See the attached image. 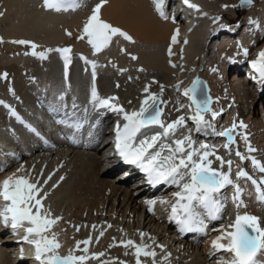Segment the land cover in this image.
<instances>
[{
    "label": "bare ground",
    "instance_id": "1",
    "mask_svg": "<svg viewBox=\"0 0 264 264\" xmlns=\"http://www.w3.org/2000/svg\"><path fill=\"white\" fill-rule=\"evenodd\" d=\"M253 1L255 5L248 10L247 20L237 23L236 28L226 27L225 22H231V19H221L223 16L220 15L223 10L237 13L232 0H189L198 5L199 10L189 7L184 0H164L168 19L160 17L153 0H107L100 10L101 19L127 32L132 41L113 37L106 48L94 54L87 36L79 37L83 35L84 23L101 0H78L80 6L75 10L59 12L46 9L44 0H0V12L3 13L0 16V101L4 102L0 104V157L3 160L0 182L13 173L39 182L43 192L47 193L43 201L45 208L50 209L52 218H59L48 235L55 233L61 245L57 249L60 256H67L72 251L77 256L88 255L90 258L85 264H120L121 261L136 264L134 249H125L120 241L132 239L140 243L143 232L147 234L145 243L154 238V250L161 251L162 245L165 254L170 253L164 263L156 256L158 264H216L221 258L231 257L222 251L210 255L212 241L222 232L232 231L228 225L234 223L238 211L241 215L248 213L258 217L260 227L264 228V202L256 199L251 181L239 180L244 189L245 207L237 210L232 201L233 188L229 186L221 192L224 208L219 214L220 220L206 226L207 218L202 217L204 231H173L175 225L166 218L171 206L160 201H175L173 193L179 191L175 185H155L146 195V186L135 187L134 179L116 183L111 180L114 175L100 171L105 164L100 152L118 156L115 128L118 123L122 126L124 121L116 113L106 108H94L90 103L92 73L95 71V87L102 98L115 96L118 98L115 102L126 111L138 110L148 95L144 92L147 86L150 93L160 95L165 102L160 105L163 108L161 119L170 123L180 115H192L187 107L190 101L183 91L199 78L212 98L211 108L220 114L211 121L213 128L200 133H196L194 124L188 121L196 146L200 143L215 145L216 155L232 159L234 180L237 166L259 180L264 173L254 169L250 160L240 161L235 155L238 150L264 164V107L261 106L264 104V85L250 64L264 49V0ZM224 5L229 7L224 8ZM250 19L258 21V26L250 23ZM216 22L219 33L210 30ZM177 29V43L173 44L172 36ZM18 40L30 43H14ZM248 40H251L247 44H250L247 47L249 55L245 57L240 48ZM62 48L71 49L67 78L64 60L55 51ZM169 48L172 55H169ZM33 50L44 52L46 58L31 55ZM133 56L136 59H132ZM86 60L94 62L95 69ZM213 68L218 71H211ZM4 73H7L6 78ZM161 85L164 88L162 95ZM65 93L100 113L103 124L111 121V130L105 133V139L113 138L111 142L105 141L88 151L80 146L72 147L58 135L52 144H43L39 136L33 134V128L26 122L27 113H38L48 94L59 101ZM181 105L185 107L181 108ZM39 117L45 122L43 115ZM205 118L211 120L210 114ZM234 120L237 123L242 120L248 127L234 133L236 143L231 146L229 155L223 148L226 138L216 136L214 132L231 127ZM101 128L102 123L95 131ZM145 131L152 135L160 129L152 127ZM202 132L208 137H202ZM183 134L186 130H181L176 138ZM244 135L248 137L247 142ZM7 138L14 139L16 145ZM247 145L256 151L249 153ZM209 159L213 160L212 167L219 168L214 156ZM117 162H123L119 156ZM20 168L24 171L17 172ZM139 188L146 191L138 192ZM149 200L156 201L152 211H149ZM4 203L0 199V208ZM198 211L205 212L201 208ZM10 227L0 224V264H38L34 254L31 259L24 257V253L34 248L23 240V229H18L14 235ZM89 237L91 241L87 246L80 244V249L87 247L88 252L77 250V241ZM222 242L227 243V240ZM99 253L103 255L92 258L93 254ZM261 259L264 260V256ZM141 260L144 264H152L151 258L141 257Z\"/></svg>",
    "mask_w": 264,
    "mask_h": 264
},
{
    "label": "snow or ice",
    "instance_id": "2",
    "mask_svg": "<svg viewBox=\"0 0 264 264\" xmlns=\"http://www.w3.org/2000/svg\"><path fill=\"white\" fill-rule=\"evenodd\" d=\"M106 2L107 0H101L93 8L92 14L84 23L83 35L79 37L83 39L84 36H87L94 54L106 48L113 37L119 36L132 41V37L127 32L101 19L100 10ZM163 2L164 0H153L155 10L160 17L168 19L163 8ZM184 3L199 10V6L189 3V0H184ZM252 4L253 0H240L239 5H232V7H250ZM79 6L78 0H44L46 9L57 12L75 10ZM223 7L229 6L224 5ZM2 15L3 13L0 12V16ZM216 19L219 20L220 17H216ZM249 22L258 26V21L250 19ZM221 27L224 26L221 25ZM178 33L179 30L177 29L176 34L172 36L173 44L177 43ZM14 43L28 44L30 42L18 40ZM238 47L240 46L238 45ZM32 48L35 49L36 45L33 44ZM55 51H58L64 60L65 78H67L68 66L71 63L69 56L71 49L62 48ZM242 51L245 57L249 55L247 48H243ZM31 55L38 56L40 59L46 58L44 52H36L35 50L32 51ZM169 55H172L171 48H169ZM132 59H136V57L133 56ZM85 62L92 63V67L95 69L94 62L87 60ZM250 64L251 68L258 73L259 82L264 85V49L257 53L256 58ZM172 66L176 67V65ZM211 71L216 72L218 69L213 68ZM3 76L6 78L7 73H4ZM95 77L96 73L93 71L90 103L94 108H106L116 113L124 121L122 126L118 123L115 128L116 154L124 163L139 168L145 174L148 184L153 186L158 184L175 185L179 189L173 193L174 202L161 200L160 203L170 204L169 220H174L182 233L194 230L204 231L205 224L198 208L203 209L211 219L219 217L224 208L221 192L226 187L231 186L233 188L232 201L237 210L245 207L242 199L244 189L238 183L239 180L251 181L257 193L256 199L264 202V176L258 180L244 168L237 166L234 180L232 178L234 163L232 159H225V157L216 155L215 145L200 143L198 147L196 146L197 141L192 136L193 129L188 128V121L194 124V131L200 133L206 128H213L211 121H214L220 114L211 108L212 98L208 95L204 83L199 78L193 80L191 86L183 91V95L190 101L187 107L192 115L187 117L180 115L174 121L165 123L161 119L163 108L160 107L165 102L160 99V95L150 93L147 86L144 88V92L148 95L142 100L140 108L126 111L119 103L115 102L118 100L117 97L102 98L98 94L94 83ZM163 91L164 88L161 85V95ZM3 103L0 101V104ZM5 106L7 107V105ZM73 107H76L75 103H73ZM183 107L185 106L181 105V108ZM11 114L16 115L15 111H12ZM206 114H210L211 120L205 118ZM61 123L66 122L61 121ZM67 126L77 130L80 128L79 124L68 123ZM152 127H157L160 131L148 135L145 130ZM247 127L242 120L239 123L234 120L231 127L214 132V134L226 138L223 148L228 150L230 155L231 146L236 143L234 133L237 129H247ZM181 130H186V134H183L181 138H176ZM33 131L35 130L33 129ZM244 140L247 142V135H244ZM247 149L249 153L256 151L250 145H247ZM235 155L239 157L240 161L250 160L254 169L264 173V164L254 156H247L238 150ZM212 156L219 162V168L212 167L213 160L209 159ZM225 167H227L226 171L224 170ZM2 171L3 169H0V172ZM23 171V168L17 170V172ZM46 197L47 193L43 192L38 181L31 182L30 177L13 173L0 182V199L5 202L4 206L0 208V224L5 227L10 225L13 230L23 229V240L33 246L34 258L38 264H85V261L90 258L88 255L76 256L72 251L67 256L58 254L57 249L61 245L58 243L55 233H52L51 236L48 233H51L52 227L59 218H52L50 209L45 208L43 201ZM147 203L149 211H152L156 201L149 200ZM228 228H231L232 231L222 232V235L217 236L212 241L213 252L210 255L214 256L216 252L222 251L228 253L231 258H221L217 260L216 264H264V260L261 259L264 256V228L260 227L259 218L248 213L241 215L238 211L234 223L228 225ZM100 234L103 235V232ZM146 236V233L141 232L140 243L128 239L121 240L120 244L125 249H134L136 264H144L141 257L151 258L152 264H158L155 250L150 244L144 242ZM224 240H227V243H223ZM90 241L91 237L85 241H77L76 249L81 250L80 244L87 246ZM160 247L163 248L162 245ZM81 251L87 253L88 248L85 247ZM21 254H23V249H21ZM127 254L126 251L125 255ZM102 255L103 253L93 254L92 258H98ZM168 256L170 253L163 258L164 261H167ZM120 264H125V262L121 261Z\"/></svg>",
    "mask_w": 264,
    "mask_h": 264
},
{
    "label": "rangeland",
    "instance_id": "3",
    "mask_svg": "<svg viewBox=\"0 0 264 264\" xmlns=\"http://www.w3.org/2000/svg\"><path fill=\"white\" fill-rule=\"evenodd\" d=\"M239 2H240V0H232V3L234 4V5H239ZM259 2H260V0H259ZM255 2L253 1V4H252V6L251 7H235V9H236V11H237V13L236 14H234V13H229V12H227V11H225V10H223L222 12H220V15L221 16H223V17H221V19L222 18H225V17H227L228 19H231V22H233V24H235V23H239V22H244L245 20H247V12H248V10L250 9V8H252L255 4H254ZM224 12V13H223ZM226 12V13H225ZM256 19V18H255ZM228 22V21H227ZM226 22V23H227ZM70 42L69 43H71L72 42V39L71 40H69ZM248 43H251V40H248L247 42H246V44H244L241 48H240V51H242V49L243 48H247L249 45H247ZM30 47H28V49H29ZM239 51V50H238ZM76 255V254H75ZM77 256V255H76Z\"/></svg>",
    "mask_w": 264,
    "mask_h": 264
},
{
    "label": "water",
    "instance_id": "4",
    "mask_svg": "<svg viewBox=\"0 0 264 264\" xmlns=\"http://www.w3.org/2000/svg\"><path fill=\"white\" fill-rule=\"evenodd\" d=\"M203 83H204V81H203ZM204 86H205V88H206V91H207V93H208V89H207V86H206V84L204 83Z\"/></svg>",
    "mask_w": 264,
    "mask_h": 264
}]
</instances>
